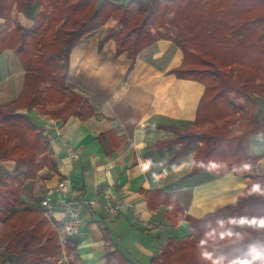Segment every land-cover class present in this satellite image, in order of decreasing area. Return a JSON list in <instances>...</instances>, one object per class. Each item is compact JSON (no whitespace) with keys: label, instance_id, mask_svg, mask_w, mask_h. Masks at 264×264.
I'll list each match as a JSON object with an SVG mask.
<instances>
[{"label":"trees","instance_id":"obj_1","mask_svg":"<svg viewBox=\"0 0 264 264\" xmlns=\"http://www.w3.org/2000/svg\"><path fill=\"white\" fill-rule=\"evenodd\" d=\"M17 13H25L32 25L18 22ZM0 18V54L12 50L25 70L13 110L0 107V165L13 164L0 176V252L12 257L10 264H58L64 252L69 264H82L74 242L63 251L42 211L20 198L41 169L57 172L58 166L48 137L18 110L35 108L50 118L94 115L86 99L67 90L65 80L72 49L95 33L99 47L113 40L116 55L126 52L128 71L158 36L182 49L181 64L170 72L205 86L192 125L173 131L200 142L190 174L207 167L219 174L247 173L258 158L243 144L264 133V117H254L257 97L264 96V0H0ZM154 193L165 197L166 217L176 223L183 215L178 200L161 190ZM186 218L191 235L168 238L149 264H264V175L252 174L234 203ZM103 236L106 264H134L111 250L106 230Z\"/></svg>","mask_w":264,"mask_h":264},{"label":"crops","instance_id":"obj_2","mask_svg":"<svg viewBox=\"0 0 264 264\" xmlns=\"http://www.w3.org/2000/svg\"><path fill=\"white\" fill-rule=\"evenodd\" d=\"M15 19L25 27L32 25L25 13L15 14ZM99 42L100 33H95L72 49L65 80L67 90L86 99L94 115L84 120L75 115L50 118L35 108L18 110L47 133L58 166L57 172L41 169L25 185L21 199L38 207L44 190L69 175L72 183L66 196L90 201L82 212L79 233L70 239L82 264H106L104 230L111 250L118 249L134 264H149L168 238L183 240L191 235L186 217L199 219L234 203L252 174L264 175V133L250 136L243 144L250 155L258 156L249 172L229 169L219 174L207 167L190 174L200 142L182 151L180 144L158 143L173 133L170 126L192 125L205 90L203 83L170 72L181 64L182 49L158 36L137 54L128 71L126 52L116 55L113 40L101 47ZM24 79L18 56L4 50L0 54L2 109L13 108L11 103L21 94ZM64 140L75 146V159L67 155ZM145 163L149 167L142 169ZM107 188L113 197L132 201L134 208L115 217L104 213L100 202ZM155 190L178 200L183 215L176 223L167 219L165 197L155 195ZM143 221L154 227L146 229ZM67 257L64 252L58 264H64V259L69 264Z\"/></svg>","mask_w":264,"mask_h":264},{"label":"built area","instance_id":"obj_3","mask_svg":"<svg viewBox=\"0 0 264 264\" xmlns=\"http://www.w3.org/2000/svg\"><path fill=\"white\" fill-rule=\"evenodd\" d=\"M57 134H61L57 130ZM64 147L67 155L71 159L77 157L75 146L68 140H64ZM149 167V163L141 166L142 169ZM72 179L69 175H63L58 181L44 190L40 200L41 218L49 220L56 228L59 241L64 247L71 237L77 235L82 226V212L89 204V200L84 197H67ZM103 200L100 202L104 213L111 217L119 215L124 209H133L132 201L122 198H115L109 188L103 191ZM146 229H151L154 224L149 221H143Z\"/></svg>","mask_w":264,"mask_h":264},{"label":"rangeland","instance_id":"obj_4","mask_svg":"<svg viewBox=\"0 0 264 264\" xmlns=\"http://www.w3.org/2000/svg\"><path fill=\"white\" fill-rule=\"evenodd\" d=\"M119 2H121V3H126L127 1H129V0H118ZM263 97L264 96H258L257 97V104H256V108H255V111H254V117L256 118V119H258V120H261L263 117H264V99H263ZM4 111H6V112H9V111H12L13 110V108L10 106L9 108H7V109H3ZM20 110V109H19ZM29 118V117H28ZM30 119V118H29ZM31 120V119H30ZM32 121V120H31ZM33 122V121H32ZM34 123V122H33ZM36 124V123H35ZM37 125V124H36ZM38 126V125H37ZM38 128H39V130H40V132L43 134V135H46L47 136V133L44 131V130H42L39 126H38ZM184 128H187V127H184ZM184 128H182V127H177V126H170L169 127V129H171V131L173 132L174 131V129H177V130H181V129H184ZM233 129V128H232ZM182 137V136H181ZM187 134L185 133V135H183V137L180 139V136L179 137H177V136H175V134H174V132L170 135V136H168V137H166V138H164V139H161V140H159L158 141V143L160 144V145H164V146H173V145H175V144H180L181 146H180V150H181V148H183V149H185L186 147L184 146L183 147V144H185V143H189V142H193V143H195V142H197L198 140H195V139H192V138H190L189 140H187ZM248 139H246L245 141H244V143L247 141ZM12 162H5L4 164H1L0 165V176L3 174V173H10L11 172V169H12ZM193 166H194V164H193ZM193 166H192V168H193ZM49 170V169H48ZM51 171V170H50ZM31 181H34V180H31ZM29 182V181H28ZM27 182V183H28ZM26 183V184H27ZM25 184V185H26ZM252 196H254V193H250ZM21 198V197H20ZM22 200V199H21ZM25 203V202H24ZM25 205L27 206V204L25 203ZM18 207H22L21 205H18ZM37 208H39L40 209V211H41V208H40V205L37 207ZM46 219V218H45ZM49 221V220H48ZM50 222V221H49ZM51 223V222H50ZM52 224V223H51ZM52 226L55 228V226L52 224ZM55 230H56V228H55ZM61 248L63 249V251H64V248L61 246ZM66 255V254H65ZM68 258V257H67ZM11 261H12V257L11 256H9V255H7V254H4V253H1L0 252V264H10L11 263ZM63 263L64 264H68V259H64V261H63Z\"/></svg>","mask_w":264,"mask_h":264}]
</instances>
